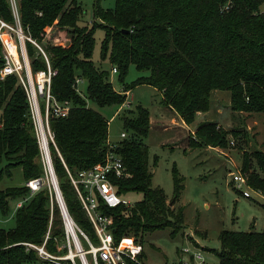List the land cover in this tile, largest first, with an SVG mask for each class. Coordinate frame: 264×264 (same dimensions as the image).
I'll return each mask as SVG.
<instances>
[{
  "label": "trees",
  "instance_id": "1",
  "mask_svg": "<svg viewBox=\"0 0 264 264\" xmlns=\"http://www.w3.org/2000/svg\"><path fill=\"white\" fill-rule=\"evenodd\" d=\"M17 2L22 26L43 44L56 69L51 92L73 104L68 115L49 118L54 138L50 152L67 209L94 243L98 242L97 234L66 170L68 167L74 172L101 161L108 148V119L89 106L87 99L99 105L123 102L126 90L147 83L161 91L163 104L190 123L197 112L210 108L211 93L219 89L229 91L232 111L261 112L264 116V0H114L112 7L95 3L91 23L83 25L78 22L82 7L77 0ZM0 17L13 20L9 0H0ZM46 25L58 26L68 34L64 44L45 40ZM96 26L104 30L101 56L108 54L111 67L116 66L121 90L114 88L109 71L91 58ZM26 47L32 70L44 67L37 47L30 41H26ZM130 64L149 72L127 84L124 78ZM76 76L86 79L85 94L76 90ZM123 123L130 132L117 142L116 150L128 174L115 177L113 182L119 194L138 191L142 196L131 205L99 202L103 213L113 215L110 229L114 242L132 234L142 243L145 231L164 226H171L174 235L183 222V211H175L171 202L182 184L174 172L171 201L162 187L152 184L148 145L142 140L150 128L148 108L137 105L136 115H124ZM194 132L197 139L189 134L190 145L227 146L229 133L245 134L213 120L199 122ZM39 154L25 89L16 74H8L0 79V180L4 175L11 176L14 165L21 166L25 181L40 175L43 166ZM240 172L252 189L264 194V149L244 148ZM28 192L25 184L0 187V210L6 213L11 199ZM14 219L13 226L0 227V264H56L21 242L41 243L48 231L46 249L65 251L57 250L63 236L62 220L56 205L51 214L46 189L36 191L18 206ZM219 241L220 247L213 249L217 264H264V215L261 230L222 229ZM97 260L106 264L100 257ZM60 262L72 264L69 259ZM128 264L135 262L128 260Z\"/></svg>",
  "mask_w": 264,
  "mask_h": 264
},
{
  "label": "rangeland",
  "instance_id": "2",
  "mask_svg": "<svg viewBox=\"0 0 264 264\" xmlns=\"http://www.w3.org/2000/svg\"><path fill=\"white\" fill-rule=\"evenodd\" d=\"M82 7L79 24H90L93 18V7L98 3L102 7H112L114 0H77ZM264 9V2L261 4ZM97 21L99 19H96ZM99 22V21H98ZM54 35L60 40L68 36L59 27L52 28ZM55 37V36H54ZM54 37L45 40L53 41ZM95 45L91 58L101 69L109 71V79L116 90L122 89L118 72H111L108 54L101 56V41L104 30L101 26L94 29ZM64 40H62L63 42ZM61 43V42H60ZM43 45V44H42ZM147 69H137L130 64L124 82L131 84L138 76L148 74ZM87 81L82 78L78 84L81 94H85ZM123 102L99 105L87 99L88 105L99 111L108 119V140L118 142L123 137L121 131L127 128L123 116L136 115L137 105L149 108L154 114L164 108L161 94L157 88L147 83L133 85L129 92L125 91ZM211 105L190 123L176 120L174 115L158 120L142 140L148 145V162L152 171V184L163 188L167 200L171 201L175 194L174 172L180 178L182 187L174 199L172 207L175 211H183V222L179 231L171 234V226L145 231L142 235L144 264H181L188 261L189 252L200 248L205 264H217L218 258L213 249L220 247L219 232L222 229L261 230L263 228L264 206L262 196L249 189L251 196H244L234 185L231 172L240 171L241 152L244 148L264 149V116L261 112L232 111L229 106V91L215 89L211 93ZM174 114V113H173ZM203 120L216 121L227 129H241L245 134L235 136L228 134L227 146L190 145L189 134L197 139L194 132L196 125ZM161 123V124H160ZM3 164V163H2ZM25 182L20 165L11 167V176L4 175L0 187L20 186ZM245 187V186H244ZM31 196V195H30ZM29 196V198H30ZM141 192L129 191L123 195L131 203L140 199ZM16 199L9 201V210H0V227H11L15 223L14 212ZM44 238V237H43ZM85 245V242L83 241ZM60 250V249H57ZM55 255L62 253L50 251Z\"/></svg>",
  "mask_w": 264,
  "mask_h": 264
},
{
  "label": "built area",
  "instance_id": "3",
  "mask_svg": "<svg viewBox=\"0 0 264 264\" xmlns=\"http://www.w3.org/2000/svg\"><path fill=\"white\" fill-rule=\"evenodd\" d=\"M13 20L8 21L0 17V79L8 74H16L18 81L23 85L29 104V112L34 125V131L39 146V157L43 166L40 175L28 178L24 184L29 188L28 194L16 200L18 207L26 201L30 195L44 188L48 192L50 210L56 205L62 220L63 236L58 249H65L62 254L50 253L45 242L49 236L47 231L41 243L32 241H21L26 247L33 248L37 254L56 264H61V259H69L72 264H98L97 257H100L106 264H128L132 260L135 264H144L140 259L143 252V245L132 234L122 235L117 242H114L110 225L113 222L112 214H105L101 211L99 202L102 201L108 206L120 203L131 205L132 203L119 194L116 190L113 179L127 175L126 166L121 154L116 150L117 142H108V148L104 158L91 166L78 169L74 172L66 167L70 183L74 189L80 205L95 230L98 242L90 240L87 233L77 224L67 209L66 202L59 185L55 172L50 146L54 144L53 132L50 127V116L63 117L68 115L73 104L70 100H59L50 90L52 75L56 69L52 67L49 55L43 45L33 38L22 26L17 0H9ZM54 25L44 27V38L54 37V43L64 44L65 41L54 35ZM26 41L32 42L42 54L45 66L32 70L27 52ZM111 72L116 73V66L111 67ZM82 77L76 76L74 86L81 93L78 84ZM128 90H126L127 92ZM121 136L127 137L125 130ZM233 143V139L230 140ZM231 179L234 185L244 196H251V188L245 176L240 171H232ZM245 186V187H244ZM252 189V188H251ZM262 196L264 194L253 189ZM83 241L87 245L83 244ZM184 252H189L188 261L181 264H205L200 248L191 250L189 246L182 247Z\"/></svg>",
  "mask_w": 264,
  "mask_h": 264
},
{
  "label": "crops",
  "instance_id": "4",
  "mask_svg": "<svg viewBox=\"0 0 264 264\" xmlns=\"http://www.w3.org/2000/svg\"><path fill=\"white\" fill-rule=\"evenodd\" d=\"M122 86V85H121ZM129 92V90H128ZM160 94H161V91L159 90ZM161 97H162V94H161ZM164 108H160L158 111H156L154 114L152 113V111L148 108L149 110V121H150V128L152 127V125L157 122L158 120H161V119H165L167 118V115L171 114V115H174L175 119L178 121H182L184 122V120L168 105H165L163 104ZM174 113V114H173ZM200 113L197 112V115ZM161 124V123H160ZM144 252L142 254V259H144ZM145 260V259H144Z\"/></svg>",
  "mask_w": 264,
  "mask_h": 264
}]
</instances>
